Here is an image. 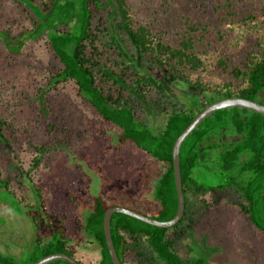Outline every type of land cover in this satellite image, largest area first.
Wrapping results in <instances>:
<instances>
[{"label":"trees","instance_id":"trees-1","mask_svg":"<svg viewBox=\"0 0 264 264\" xmlns=\"http://www.w3.org/2000/svg\"><path fill=\"white\" fill-rule=\"evenodd\" d=\"M184 1L0 0V8L23 11L28 18V7L40 16L39 23L29 16L33 31L27 38L45 35L49 55L55 61L45 73V90L41 88L38 96L43 102L42 116L48 117L51 111L49 93L73 86L93 114L114 128L118 138L114 153L128 157L117 163V181H104L110 193L84 197L82 203L71 201L77 206L72 214L76 232L70 230V212L60 216L52 210L44 178L38 175L45 157L58 153L60 143L31 145L37 156L22 174L32 184L34 203L19 199L12 178L0 169L1 204L17 211L24 204L37 231L36 245L26 260L17 261L0 251V264H35L56 253L85 264L73 247L78 241L99 248V255L94 256L97 260L91 264H113L104 233L106 211L127 207L159 221L176 216L173 147L195 117L222 99L239 97L264 105V0H196L185 6ZM66 2L74 6L64 11ZM174 13L180 27H170ZM235 22L249 34L241 38V45L234 42V30L228 27ZM148 69L162 70L194 91L186 95L187 101L167 97ZM131 94L148 105L151 102L162 123L151 122L146 113L150 107L145 111L132 105ZM15 108L1 98L0 144L21 161L13 147L19 124ZM46 127L52 134L57 126L51 122ZM202 161L212 164L215 184L206 185L194 177ZM180 163L185 211L176 226L161 229L124 214L112 216L111 233L121 264H144L145 252L150 264H206L202 257H183L176 248L177 232L191 225L187 217L192 192L205 206L216 204L214 193L232 192L239 198L235 205L240 214L264 234L263 115L239 107L215 112L185 140ZM42 225L50 231L47 240ZM48 264L70 263L57 260Z\"/></svg>","mask_w":264,"mask_h":264},{"label":"rangeland","instance_id":"rangeland-1","mask_svg":"<svg viewBox=\"0 0 264 264\" xmlns=\"http://www.w3.org/2000/svg\"><path fill=\"white\" fill-rule=\"evenodd\" d=\"M195 2L196 0H185L183 5ZM63 5L66 7L64 11L74 6L70 2ZM26 9L29 11L27 14L39 23L40 16L34 10L28 7ZM174 12H178V8ZM176 15L177 13L171 14L170 27L182 25L174 20ZM29 16L27 18L23 11L15 13L6 6L0 8V100L4 97L11 101L12 106H17L13 112L19 124L14 134L16 138L13 147L21 159H15L0 144V169L5 177L12 178V188L17 191L18 198L34 203L36 200L32 184L22 174V169H27L37 156L31 145L60 143L58 153L52 152L45 157L38 175L44 178L43 184L47 187L45 193L52 210L60 216L65 211L70 212L69 224L73 226L70 230L74 232L77 223L72 214L77 212V206H72L73 202L82 203L84 197L91 198L100 192L110 193L104 181H117L116 177L120 176L117 163H122L128 157H120L114 153L118 141L114 128L93 114L73 86L57 88L49 93L47 98L51 111L48 117L42 116L43 102L38 96L41 88L45 90L43 82L48 77H45V73L53 67L55 61L49 55L45 35H40L37 39L27 38L29 31H33ZM228 27L229 30H234L235 43L242 44L241 38L244 40L243 38L249 37L238 22ZM147 72L158 79L167 97L187 101V96L194 91L191 87L178 84L176 79L162 70L148 69ZM129 98L132 105H140L145 111L150 107L151 111L146 113L153 124L162 123L160 112L152 108L151 102L148 105L132 94ZM156 118L158 121H155ZM51 122L57 126L51 130L52 134L46 127ZM211 169L210 162L202 161L194 170V177L200 183L215 184ZM111 174L113 175L108 178ZM213 196L216 204L205 206L191 193L193 201L187 217L191 225H185L175 238L179 253L183 257H202L206 264H264V234L240 214L235 205L239 202L237 195L224 191L216 192ZM2 200L0 198V251L17 261H24L36 245L35 225L24 204L22 210L17 211L1 204ZM43 222L47 223L45 217ZM59 224L61 222L57 221V225ZM41 228L43 237L47 240L50 231L45 225ZM73 247L85 264L97 260L94 256L99 255V248L94 245L78 241ZM147 256L148 252H145L144 264H150Z\"/></svg>","mask_w":264,"mask_h":264},{"label":"water","instance_id":"water-1","mask_svg":"<svg viewBox=\"0 0 264 264\" xmlns=\"http://www.w3.org/2000/svg\"><path fill=\"white\" fill-rule=\"evenodd\" d=\"M246 108L252 111H255L264 116V105L254 102L251 100H247L244 98L234 97L228 99L219 100L206 108H204L191 122V124L185 129V131L178 137L175 141L173 147V167H174V175L176 181V189L178 193V211L176 216L170 221H159L154 218L148 217L138 211L132 210L127 207H112L108 209L104 216V233L106 238L107 247L112 259L113 264H121V261L116 252L112 233H111V222L112 216L115 213H120L127 215L129 217L135 218L139 221H142L146 224L161 228V229H170L176 226L183 218L185 211V196L183 192L182 185V175H181V163H180V151L185 140L194 132V130L209 116L213 115L215 112L219 110H224L228 108ZM62 260L66 261L70 264H79L75 259L70 257L65 253H56L49 256H46L35 264H48L53 261Z\"/></svg>","mask_w":264,"mask_h":264}]
</instances>
